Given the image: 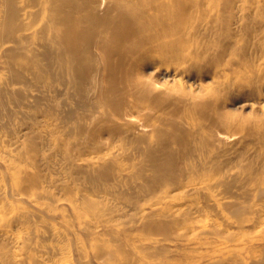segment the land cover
Listing matches in <instances>:
<instances>
[{
    "label": "bare ground",
    "instance_id": "1",
    "mask_svg": "<svg viewBox=\"0 0 264 264\" xmlns=\"http://www.w3.org/2000/svg\"><path fill=\"white\" fill-rule=\"evenodd\" d=\"M261 86L264 0H0V264H264Z\"/></svg>",
    "mask_w": 264,
    "mask_h": 264
},
{
    "label": "rangeland",
    "instance_id": "2",
    "mask_svg": "<svg viewBox=\"0 0 264 264\" xmlns=\"http://www.w3.org/2000/svg\"><path fill=\"white\" fill-rule=\"evenodd\" d=\"M179 81V82H178ZM176 80L175 82H169L168 84H170L171 83V86L173 87V89H176L177 87V89L176 90H178V89H180V88H189V89H193V86L192 85H190V84H188V83H185L184 81H180V80ZM182 83V84H181ZM172 84H176V85H172ZM179 85V86H178ZM191 87V88H190ZM262 88H264L263 86H261V91H263V89ZM263 95H264V91H263ZM256 106V107H255ZM255 106H253L252 108H246L245 110H243L245 113L247 112V113H251V114H253V113H259V115L261 116V115H263L264 116V102L263 103H259V104H257V105H255ZM257 109V110H256ZM250 111V112H249ZM253 111V112H252ZM263 113V114H262ZM140 117L141 116H138V118L137 119H139L140 120Z\"/></svg>",
    "mask_w": 264,
    "mask_h": 264
}]
</instances>
